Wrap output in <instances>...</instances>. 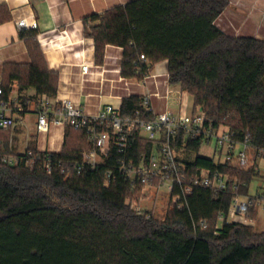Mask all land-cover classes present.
<instances>
[{
    "label": "trees",
    "instance_id": "trees-1",
    "mask_svg": "<svg viewBox=\"0 0 264 264\" xmlns=\"http://www.w3.org/2000/svg\"><path fill=\"white\" fill-rule=\"evenodd\" d=\"M229 5V0H132L89 17L98 25L86 28V35L95 41L98 63L108 45L123 48L127 79L142 81L153 65L167 61L170 84L189 93L209 121L230 126L241 139L249 136L254 148L264 149V40L223 32L217 21ZM20 36L28 37L32 58L22 80L38 96L56 97L58 75L47 69L37 33ZM141 55L147 63H140ZM2 87L5 100L10 89ZM137 115L153 119L140 97L125 99L121 117ZM152 146L137 139L131 155ZM201 146V140L188 143L193 155ZM89 150L85 132L67 127L63 151L55 154L66 174L48 175L25 162L0 163V264H264V232L227 219L237 196L249 195L259 171L197 155L191 169L229 174L238 180L237 189L233 184L224 191L198 188L189 208H170L165 220L157 221L126 203L140 199L141 191H132L114 168L116 155L96 170L76 173L74 162ZM3 155H10L8 146H0ZM111 169L113 180L106 187ZM260 197L264 201V191ZM221 215L225 221L218 228ZM257 217L254 208L247 220Z\"/></svg>",
    "mask_w": 264,
    "mask_h": 264
},
{
    "label": "crops",
    "instance_id": "crops-1",
    "mask_svg": "<svg viewBox=\"0 0 264 264\" xmlns=\"http://www.w3.org/2000/svg\"><path fill=\"white\" fill-rule=\"evenodd\" d=\"M131 1L0 0V82L10 89L3 108H0V115L16 121V126L10 130L0 128V146H8L10 155L23 154L28 150L61 153L66 141V128L52 126L48 134L37 131L41 96L22 80V74L31 65L32 58L28 37H21L17 27V21L21 19L38 23L35 32L47 69L58 75L56 98L69 99L81 105L88 115H96L106 105L121 108L125 99L131 96L141 98L150 93L154 94L152 103L156 114L179 112L176 95L171 101L155 96L156 93L164 95L166 92L165 84L169 80L167 61L151 67L146 83L144 79L138 81L123 77V48L108 45L103 61L97 62L96 44L93 38L86 35V28L98 25V22L88 20L89 17L102 16ZM229 2V7L217 21L218 27L234 37L264 40V0ZM15 67H18L17 72ZM85 67H88V73L84 72ZM13 74L15 79L10 80ZM217 153L222 154L224 161L197 155L224 165L225 155L214 147L213 155ZM197 155L190 154L189 159L193 161ZM257 164L260 187L255 194L249 190L248 197L260 196L264 191V175L260 172L264 159H258ZM156 204L148 213L154 215ZM260 206H264V201ZM245 224L259 227L260 232H264V216L262 218L260 214L255 222Z\"/></svg>",
    "mask_w": 264,
    "mask_h": 264
},
{
    "label": "built area",
    "instance_id": "built-area-1",
    "mask_svg": "<svg viewBox=\"0 0 264 264\" xmlns=\"http://www.w3.org/2000/svg\"><path fill=\"white\" fill-rule=\"evenodd\" d=\"M17 27L20 33L37 30L38 23L21 19L17 21ZM139 61L147 63V58L141 55ZM83 70L88 73V67ZM148 78L146 75L145 83ZM165 86V94L156 93L155 96L171 101L176 95L179 112L156 114L152 103L154 94L148 93L140 98L141 107L153 115L152 120L140 115L123 118L121 108L113 105L104 106L96 115H88L81 105L69 99L43 95L39 97L37 131L48 134L52 126L84 131L91 150L81 153L74 162V170L78 175H82L87 169L96 170L100 164L107 163L116 155L114 168L124 176L132 191H141L144 197L149 191L167 192L169 209L189 208V198L198 188L224 191L232 184L234 189L238 187V180H233L229 174L200 167L191 169V160L184 161L179 157L181 152L192 153L188 149L190 141L201 140L202 146L213 144L225 155L224 165L229 162L231 166L243 171H259L257 160L264 159V149L254 148L249 136L241 139L228 125L215 126L201 107L190 104V94L180 87L174 88L169 80ZM3 96L4 89L0 82V108L4 105ZM15 126L16 121L13 118L0 115L1 129L8 130ZM140 138L153 143V146L149 151L133 157L132 149ZM180 138L182 141L178 144ZM55 154L59 153H36L28 150L19 155L0 156V163L18 166L25 162L26 166H39L48 175L55 171L66 174L63 162L55 158ZM112 180L111 169L106 174L105 186L109 187ZM261 198L237 196L228 214V221L241 224L248 222L249 211L262 204ZM126 203L137 212L144 213L139 199H128ZM224 221L225 216L221 215L218 228Z\"/></svg>",
    "mask_w": 264,
    "mask_h": 264
},
{
    "label": "rangeland",
    "instance_id": "rangeland-1",
    "mask_svg": "<svg viewBox=\"0 0 264 264\" xmlns=\"http://www.w3.org/2000/svg\"><path fill=\"white\" fill-rule=\"evenodd\" d=\"M188 99H189L190 104L192 105L193 104L192 96H189ZM214 147L215 146L213 144L211 146L210 145H203L201 147L200 152H199L200 156L206 157V158H209V159H214V160L215 159L216 160L221 159L222 161H224V157L222 156L221 153H217L216 155H213ZM189 155H190V153H186V152L179 153V157L181 159H183L184 161L189 159L188 158ZM260 172H261L262 175H264V167L262 169H260ZM259 180L260 179L258 178L255 182L252 183V185L250 187V193L251 194H255L259 190V187H260ZM139 200H140L141 210L144 213H148L151 210H153L152 206L155 203H157L156 204L157 208L155 209V211H153L154 215L149 213L157 221L165 220L167 214L170 211L169 208H168L169 194L167 192H159L158 193L156 191H149V192H147L145 194V197L142 196V194H141V198ZM257 214L258 215L260 214L261 217L263 218V216H264V206L257 207ZM257 219H258V217H257ZM254 228H255V230L257 232L261 231L259 227H254Z\"/></svg>",
    "mask_w": 264,
    "mask_h": 264
}]
</instances>
